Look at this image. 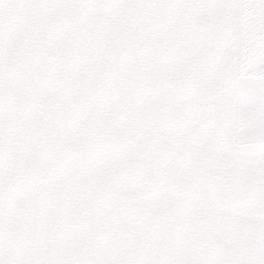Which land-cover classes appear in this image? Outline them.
Segmentation results:
<instances>
[{
	"label": "snow or ice",
	"instance_id": "obj_1",
	"mask_svg": "<svg viewBox=\"0 0 264 264\" xmlns=\"http://www.w3.org/2000/svg\"><path fill=\"white\" fill-rule=\"evenodd\" d=\"M0 264H264V0H0Z\"/></svg>",
	"mask_w": 264,
	"mask_h": 264
}]
</instances>
